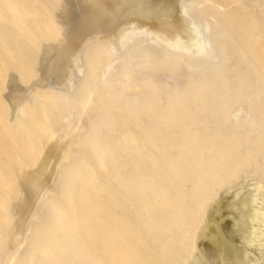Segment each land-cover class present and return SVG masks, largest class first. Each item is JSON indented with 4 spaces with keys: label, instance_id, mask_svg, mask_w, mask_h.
I'll return each mask as SVG.
<instances>
[{
    "label": "bare ground",
    "instance_id": "bare-ground-1",
    "mask_svg": "<svg viewBox=\"0 0 264 264\" xmlns=\"http://www.w3.org/2000/svg\"><path fill=\"white\" fill-rule=\"evenodd\" d=\"M161 1L159 6L164 3ZM225 1L224 4L229 2L232 8L225 14L215 12L213 22L205 20L201 25L195 19L194 5L189 0H167L157 12L150 13L146 8L142 18L135 15L136 10L134 13L122 11L121 25L117 23L113 35L114 26L106 29L94 25V32L111 36L86 53L83 67L77 72L81 74L79 84L71 94L27 95L28 99H21L24 103L17 108L22 117L11 120L0 115V264L9 253L12 256L10 259L6 256V264H155L154 252L157 258L164 260L163 264H170L178 252L177 247L197 225L196 215L203 203L223 184L225 176L233 175L237 166L260 154L264 177V0ZM2 3L0 1L3 9ZM156 5L154 8L158 9ZM152 7L149 6L154 11ZM4 10L0 15H7ZM144 13L154 16L144 19ZM8 32L5 28L2 33L5 36ZM2 45L0 43V47ZM3 56L7 59L9 54L5 52ZM122 57L126 62H121ZM140 60L143 66H139ZM226 60L231 62L223 67ZM115 63H120L121 67L115 69ZM138 66L147 78L140 86L138 99L123 92L118 94L117 81L133 79L129 71ZM154 66H165L169 72L158 73ZM14 67L16 72L23 70L18 64ZM110 69L115 70L105 76ZM184 71L188 73L186 82H182ZM153 78L161 85L154 83ZM161 78L168 81L163 83ZM76 99L80 100L76 112L62 114L58 124L52 125L55 118L51 120L49 116L61 109L65 101L76 102ZM243 99L249 104L244 115L249 123L223 130L225 124L233 125L231 115L237 110L234 108L229 113V105ZM91 113L81 131L82 116ZM53 134L67 136L64 151L57 155L52 168L58 178L39 188L35 172L29 174L34 189L38 187L32 213L42 207L44 213L33 225H30V217L34 220L37 216L29 214L23 236L16 237L19 239L17 247L11 251L5 246L10 227L3 226V216L5 204L12 201L8 196H16L7 195L5 188L11 185L19 188V176L21 179L28 168L39 162L37 153L38 156L42 153L39 148L44 149ZM75 145L77 148L67 156ZM35 156L37 160L33 161ZM253 187L254 193L249 189L252 198L247 197L251 198L253 209L247 210L245 220L244 212L235 208L234 199L225 198L228 202L222 206L223 214L231 215L228 221L246 232V236L239 235L244 237L241 241L238 238L239 249L230 250L227 246L220 221L223 214H206L209 217L200 227V238L197 237L203 243L191 256L189 264L198 263V259L207 264V259L215 252L230 256L233 263L226 258L224 261L231 264H261L264 199L260 193L261 182L255 181ZM225 227L226 232H231L232 228ZM236 227L233 228L236 230ZM254 241L258 242L259 251ZM234 245L232 247L237 246ZM251 247L260 252V258L254 257Z\"/></svg>",
    "mask_w": 264,
    "mask_h": 264
},
{
    "label": "rangeland",
    "instance_id": "rangeland-1",
    "mask_svg": "<svg viewBox=\"0 0 264 264\" xmlns=\"http://www.w3.org/2000/svg\"><path fill=\"white\" fill-rule=\"evenodd\" d=\"M0 1L3 2L2 3L3 7H4L3 9H5L4 11L7 13V15H5V14L0 15V22H3V23H0V25H2V26H0V35H1L0 36V43L3 44L2 47L3 46H4V48L6 47L5 51H4V48L2 49V47H0L1 48V50H0V69L3 72V75H2L1 74L2 72L0 71L1 72L0 73V80L4 81L3 82L4 84L0 81V93L4 92V93L0 94V115H6V117L11 118V120H15L17 118L22 117L23 114L18 109L24 103V102H22V100H24L26 97H28L27 95H29V97H30V95L32 96L34 94V96H35L39 93H44V92H50L51 94L56 93L59 95L71 94L75 90V87L79 84L81 74L79 75V73L77 74V72L79 69H81L83 67L85 56L87 55L86 53H88V51L91 48H93L95 45H97L98 42H103L105 39H109L110 36L113 35V33L116 31L115 29H116L117 25L120 23L119 22L121 19L120 15L122 13H126L127 10H128V12L133 11V13H134L135 12L134 10H136L135 15H137V16L140 15L138 17L142 18L143 12H147L146 8L149 9L148 12L150 11V13H151V11L157 12V11H159V8L163 7L167 3L169 4V1L167 2V0H165L167 3L163 0L164 3L161 4L162 6L160 5L161 7L159 6V2L160 3L162 2L161 0L160 1L159 0H133V1L132 0H75V1L74 0H35V1L34 0H14V1L13 0H0ZM135 1H138V2H135ZM194 1H198L201 3H199V5H196ZM213 1H214V3H212ZM22 2H24V4ZM189 2H193L194 8L193 7L192 8L194 10L195 19L200 25L205 20H208V21L211 20L209 22H213L214 21L213 15L215 12H220V14H225L228 12L229 9L232 8V6L228 2V0L225 1V2H228L226 4H224V0H189ZM117 3H119V4H117ZM5 4H7V5H5ZM121 4H122V6H121ZM124 4L126 6L128 5V8ZM26 5H28V6H26ZM113 5L114 6L117 5V6L114 7ZM154 5H156V7H158V9L154 8L155 7ZM144 6H145V8H144ZM149 6H151V7L153 6L152 8L155 9L156 11L155 10L153 11L152 9L150 10ZM125 8H127V9H125ZM131 8H132V10H131ZM3 9L0 8V11ZM30 9H32V11ZM12 10H14V12ZM140 10H142V11H140ZM122 11H124V12H122ZM33 12L38 14V17ZM23 13H26V14H23ZM141 13H142V16H141ZM150 13H147V14L144 13V15L146 14L144 19H149V17L151 19V17L154 16ZM32 15H34V17H32ZM150 15H152V16H150ZM117 16H119L120 18ZM146 16H148V17H146ZM26 18H28L27 19L28 21L26 20ZM32 18H34V19H32ZM18 19L20 20V22ZM12 20H13V22H12ZM14 20H16L17 22ZM30 20L32 22H34L35 26H34V24H31ZM34 20H36V21H34ZM129 21H131V20H129ZM36 22L37 23L39 22L41 25L38 24L39 26H36L37 25ZM121 22H123V20ZM124 22H126L125 23L126 25L128 24V20L124 21ZM4 23L7 25L6 27H4L5 26ZM21 23L24 25V28H27V29H23V27H22L23 25ZM136 23H138V22H136ZM145 23L143 22V24H145ZM125 24L122 23V25H125ZM32 25H33V27H32ZM94 25H98L99 27L103 26L106 29L112 28L114 26V31L112 32L111 35H105V34H103V32H94V29H93ZM120 25H121V23H120ZM43 26H45V27H43ZM153 26H154V22H153ZM37 27H38V29H37ZM147 27H150V26L148 25ZM5 28H8L10 33L8 32L4 36V34L2 32L5 31ZM21 28H22V30H21ZM18 29L20 30L21 34L23 31L25 33V35H24V33L22 34L23 36L19 35L20 33H19ZM28 29H29V31H28ZM41 32H43V33H41ZM26 33H28V34H26ZM47 33L52 35V37L50 38V35ZM35 34L36 35L40 34L41 36L40 35L36 36ZM31 36H32V39L30 38ZM44 36L46 38H44ZM39 37H41V38H39ZM13 39H15V40H13ZM25 39L26 40L30 39V40L26 41ZM4 40L5 41L8 40V41L5 42ZM33 40H34V42H33ZM41 40H42V42H41ZM85 41L87 43H85ZM8 42H10V43H8ZM20 42H22V43H20ZM83 43H85L84 47H83ZM80 46H81V48H80ZM18 47H20V48H18ZM51 51H53V52H51ZM5 52H7L9 54V56L7 58L8 61H7L6 57L3 56ZM124 52H125V50L122 51V53H124ZM20 53L23 56H21ZM122 53H120V54L123 55ZM34 54L36 55V57ZM4 59H6V60H4ZM75 59L78 61H76ZM120 59H121V62H123V63L126 62V60L123 59V57ZM3 61L4 62L6 61V62L3 63ZM228 61L229 60H226V63H224L223 67H226L231 62V60H230L229 63H227ZM107 62H108L107 59H105V61L103 63L106 64ZM9 63H12V64H9ZM139 63H141L139 66H143V62L141 60L139 61ZM14 64H18L19 69L22 68L23 70H21V71L17 70V72H16ZM75 65H76V67H74ZM117 65L118 66L120 65V66L118 67ZM139 66L133 68V71H129V73H131V75L133 76V79L128 80V81H126L124 79H119L117 81V83L119 82V85H120V90L118 91V94H121V92H123L128 97H135L138 99V97H139L138 94L140 93V86L147 79L146 77H144V75L142 73L143 71L142 70L140 71ZM120 67H121L120 63H115V69H119ZM154 67L158 70V73L169 72V70L165 66H160V67L154 66ZM12 69H14V70H12ZM115 69H110V71L105 73V76L108 75L109 72L111 73V71H114ZM18 71H20V72H18ZM10 72H12V73L10 74ZM14 72H16L17 74ZM98 72H99V69L97 70V75H98ZM24 73H27V74H24ZM72 73H73V75H70ZM183 73H184V78H183L182 82H186V79H188V76H187L188 73L185 71ZM18 74L20 75V77ZM8 77H9V80L7 79ZM11 77H15L14 79H16V80H13V78H11ZM71 77H73V78H71ZM153 79H152V81L154 83L160 84L159 82H157L158 80L155 81V78H153ZM160 81H163V83H164V82L168 81V79L161 78ZM9 84L11 87L10 86L8 87ZM32 84H33V86L31 87ZM12 88H13V90H12ZM28 89L31 92H28L29 91ZM40 89L42 91H40ZM9 90H11V91H9ZM26 90H27V92H26ZM37 90H39V91H37ZM32 91H34V92H32ZM10 92L12 94H10ZM18 93H20V94H18ZM22 93H24V94H22ZM19 95H21V96H19ZM4 96L6 99L4 98ZM16 96H18V97H16ZM9 99H10V101H9ZM26 99H28V98H26ZM19 101L22 102L21 105H20ZM79 101L80 100H78V99H76V102L72 101V100L71 101H69V100L65 101L63 103L64 104L63 107L56 111L57 113L54 112V113H52L53 116H49L51 118V120L52 119L54 120V118H55V121H56V122L53 121L51 124L57 125L60 118L63 117L65 114H67L69 111L71 113L72 112L75 113L76 110L78 109L79 105H80V104H78ZM14 104H15V106H14ZM247 104H248V102L246 99L239 100V101L234 100L233 103L231 102V104L229 105V108H228V112L230 113L234 108L237 109V110L235 109L236 111H233L232 115H231V123L233 125L225 124L223 127V130H225V129L231 130V129L237 128L239 126H245L249 123L248 118L244 117V115H246V110H247V107L249 105V104L248 105ZM14 107L16 109H14ZM3 110L4 111L7 110V111L4 112ZM1 113H3V114H1ZM20 113H21V115H20ZM62 114H63V116H62ZM8 115H9V117H8ZM91 116H92V113L90 115H83L82 116L81 123L79 126V129L81 131L84 129L85 124L87 123L89 117H91ZM230 127H231V129H230ZM66 137L67 136L57 137L56 134L55 135L53 134V136L50 139H48L47 142L45 143L46 146H43L45 148L44 149L39 148V151L41 150L40 152H42L41 154L39 152V154H40L39 156L37 153V157H40L39 162L36 159V156L34 159H32L33 161L37 160V162L34 163V165L36 164L35 165L36 167L34 165H32L30 168H28V171L24 172L23 176H21V179L19 176V179H18L20 182L19 188L17 186H15L17 188V190H16L17 195H16V191L14 189L15 188L14 186L11 185L10 187H12V188H10L9 186H6L5 190H7L6 191L7 195L9 194V195L13 196L15 194L14 196H16L15 198L8 196L9 200H12L9 202V203H11V205L9 203L5 204L6 208L4 209L5 211H4L3 220H5V222H4L3 226H5V227L7 226V228L10 227L9 228L10 231L8 230L9 235L7 234L8 241L5 242L6 243L5 246L7 247V249L10 248L11 251L16 249L17 242L19 240V239L16 240V237H19L20 235H21L20 237L23 236V231L25 230L24 228L26 227V222H28V221H26V219H27V217H29V214H34L35 215V216L33 215L34 217L37 216L33 220V217L30 215L31 216L30 218H32L30 225H33V223H35V221L39 220L40 217L43 215V213H44L43 207L40 208L39 210H37L36 212L32 213V209L34 207V201H35V198L37 197V194H38L36 192V190H38L37 189L38 187L40 188L41 186L50 185L53 180L54 181L57 180L56 178H58V177L56 175H54L55 173L52 172L53 171L52 168L54 167V163H56V160H57L55 158L59 157L57 155H60L64 151L63 147L65 145L64 142L66 141ZM75 147H76V145L67 152V156L70 155L77 148V147L76 148ZM49 153H50V155H49ZM260 157L261 156L259 154L257 156H254V157L248 159V160H245V162H243L239 166H237L238 168L237 167L235 168V170L231 173L233 175L229 174L228 176H225V178L222 181L223 184L221 186H219L214 193H212L208 196L209 198L203 203L200 213L196 215L197 225L194 226L192 230H190V233H189L190 236H188V238H186L185 240H183L181 242V246L177 247L178 252H177L176 256L171 260L170 264H183L184 261L185 262L187 261L188 264L190 263L191 256H193V254H195L196 250L199 249V245L201 243H203V242L198 241L197 239L200 238V234H201L199 232V230L201 229L200 227L203 226L204 220L208 219V217H209L208 215L206 216V214H214L215 213L218 215L220 213L219 215L221 216L224 213V212H222L223 211L222 206L225 204V202L229 199H231V200L234 199L235 203L237 202L235 204V208L236 207L238 209L240 208L242 210L241 212L242 213L244 212L243 213L244 219L243 218L242 219L245 220L247 218V216L245 217V215L248 214L247 210L253 209V207H251L252 201H250V200H251L252 195L254 193L253 192L254 191L253 186H254L255 181L261 182L262 187H261L260 193L262 196L261 198L264 199V177L261 173L263 163H262ZM40 160H41V162H40ZM44 160H45V162H44ZM12 171L13 170H11V172ZM34 172H35V177L37 178V182H38V183H36L38 186V187H36V189H34V187L32 186V183L30 182V178H29V174L34 173ZM10 177L13 179V176H10ZM30 186L33 187V189ZM252 187H253V189H252ZM21 189L22 190L24 189L23 192ZM249 189L252 190V192H253L252 195H251V191ZM227 191H228V193H227ZM249 193H250V195H248ZM231 194H233V195H231ZM246 195H248V196H246ZM222 196H224V199ZM230 196H234V198L233 197L231 198ZM249 196H251V198H247ZM240 199H241V201H240ZM242 199H243V201H242ZM223 200H225V201L223 202ZM216 202H218V204ZM222 202H223V204H222ZM240 204H242V206ZM215 207H218V208L215 209ZM10 208H11V211H10ZM205 210H208V211L206 212ZM214 210L216 212H214ZM219 210L222 213L218 212ZM39 211H40V214L38 213ZM246 212H247V214H246ZM35 213H37V215ZM222 216H224L226 219ZM222 216L220 218V221L222 222V225H223V226L221 225L222 231L224 230L223 234L226 233V234H224V236H227V238L225 237V239H226L228 248H230V250L239 249L237 247L239 246V244H241L240 241L242 240V238H244V237L240 238L239 235L243 236V233L245 235L246 234L245 230L244 231H243V229L238 230L239 229L238 227H236L235 225H232L230 223V221H228L230 219H227V218H231L230 217L231 215L230 216L228 215L229 216L228 217L227 214L226 215L223 214ZM222 219H225V221L224 220L222 221ZM224 225L225 226L227 225V228H229V230H231V228H232L233 232H232V230H231V232L230 231L226 232L228 229H226V227ZM232 226L236 227V230ZM223 228H225L226 231ZM228 233H230V234H228ZM233 238H234V241L236 240L235 242L233 241ZM238 238L240 239V241ZM231 241H233V242H231ZM231 243H232V245H231ZM235 243L237 244V246L232 247ZM256 243H258V242L254 241L255 247L259 251V249H258L259 246L256 245ZM203 245L204 244H202V247H204ZM195 246L197 248H195ZM252 247H254V246H252ZM252 247H251V249H252ZM231 248H233V249H231ZM256 249L254 248L251 250V251H253V253L255 252V254H253V255H255L254 257H256V255H258L260 253V252H257ZM0 251H1V248H0ZM238 251H240L239 253H241V250H238ZM261 252L264 255V252L263 251H261ZM216 253L217 252L213 253L212 256H210L207 259L208 260V261H206L207 264H227V263L231 264L234 262L232 260V258H231L232 261L229 260L230 256H228V255L222 256L223 254L220 252L219 253L221 255L219 253H217V254ZM6 256H9V258ZM6 256L2 258L1 264H6V262H8V259H10V257L12 256V253L11 254L9 253V255L6 254ZM153 256H154L153 260H154L155 264H163L164 263V260L157 258L156 252L153 253ZM258 256H259L258 258L261 257L260 255H258ZM5 258H8V259H5ZM225 258L227 259V261L229 260V262H231V263L224 261V260H226ZM0 259H1V254H0ZM197 261H198V263H195V264H203V262H201L202 259L201 260L198 259ZM260 261H262V259H260ZM262 263H264V258H263V261L261 262V264Z\"/></svg>",
    "mask_w": 264,
    "mask_h": 264
}]
</instances>
